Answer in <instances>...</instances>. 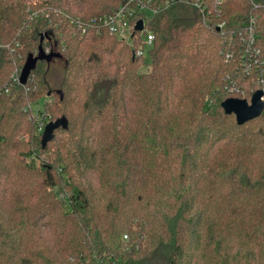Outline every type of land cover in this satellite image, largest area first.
<instances>
[{"label": "trees", "instance_id": "16d2710c", "mask_svg": "<svg viewBox=\"0 0 264 264\" xmlns=\"http://www.w3.org/2000/svg\"><path fill=\"white\" fill-rule=\"evenodd\" d=\"M120 3L0 0V264H264V110L239 125L222 107L257 88L228 93L223 35L189 5L149 20L148 60L74 27ZM251 18L264 50V0H226L227 32ZM40 44L62 57L22 85ZM45 97L68 128L43 147L32 104Z\"/></svg>", "mask_w": 264, "mask_h": 264}, {"label": "built area", "instance_id": "2783aa9c", "mask_svg": "<svg viewBox=\"0 0 264 264\" xmlns=\"http://www.w3.org/2000/svg\"><path fill=\"white\" fill-rule=\"evenodd\" d=\"M120 5L111 13L88 20H74V27L84 34L107 31L126 41L134 49V55L148 60L154 45L155 36L148 28V22L162 6L186 4L202 14L208 26H217L222 33L221 54L226 62L233 64V72L227 75V91L232 95H245L257 88L264 92V50L258 45L257 21L251 18L247 27L241 31L227 32V22L223 20L226 0H120ZM32 18H34L32 14ZM143 21V29L136 30L138 22ZM4 46L0 42V47ZM50 53V50H45ZM19 82L20 75H14ZM244 84L249 87L244 88ZM254 92V93H255ZM44 131L45 124H38ZM128 239V235L124 236Z\"/></svg>", "mask_w": 264, "mask_h": 264}, {"label": "water", "instance_id": "95a60500", "mask_svg": "<svg viewBox=\"0 0 264 264\" xmlns=\"http://www.w3.org/2000/svg\"><path fill=\"white\" fill-rule=\"evenodd\" d=\"M143 29V21L140 20L136 27V30L141 31ZM47 36V34H45ZM44 40V36L41 37V43ZM60 53L51 51L46 53L43 49L42 44L39 46L38 53L30 54L22 68L19 82L22 85H25L33 70H35L37 63L39 61L51 62L55 58H61ZM227 114H234L236 116L237 122L239 125H242L254 118L259 117L264 110V92L259 90L255 92L250 100L240 99V98H228L222 103ZM58 128H68V120L65 117H62L56 121L49 122L43 131L42 144L43 147H46L47 144L53 140L54 132Z\"/></svg>", "mask_w": 264, "mask_h": 264}, {"label": "rangeland", "instance_id": "374dc122", "mask_svg": "<svg viewBox=\"0 0 264 264\" xmlns=\"http://www.w3.org/2000/svg\"><path fill=\"white\" fill-rule=\"evenodd\" d=\"M62 78H63V65L61 63H59V62L52 63L50 65L48 73H47V81H48V83L50 84V86L53 89H57L60 86ZM245 87H246V89H247V87H249V89H250L251 85L248 86L247 84H244V88ZM47 102H51V99L48 98V97H45V98L39 99V101H36V102H34L32 104L33 114H34V118L37 120L36 123H37V128H38V132L39 133H43V131L39 130V127H38L39 123L42 122L46 126L49 122L54 120L53 119L54 116L48 115V113H45L44 105ZM37 165L40 166V161L39 160L37 161Z\"/></svg>", "mask_w": 264, "mask_h": 264}]
</instances>
